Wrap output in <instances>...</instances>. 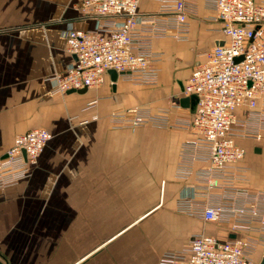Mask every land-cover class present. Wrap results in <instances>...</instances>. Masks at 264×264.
Masks as SVG:
<instances>
[{
    "label": "crops",
    "instance_id": "crops-1",
    "mask_svg": "<svg viewBox=\"0 0 264 264\" xmlns=\"http://www.w3.org/2000/svg\"><path fill=\"white\" fill-rule=\"evenodd\" d=\"M81 1L0 0V160L16 134L43 127L52 135L29 174L0 187V262L157 264L194 234L224 236L225 224L176 207L178 199H204L195 175L180 180L175 169L189 136L183 125L194 110L182 87L203 52L225 40L212 4L197 0L183 38L151 39L160 54L155 84H135L108 70L95 87L57 91L52 76L74 59L65 50L67 32L99 22L82 16ZM161 7L157 0L138 2L140 14L156 15ZM185 96L186 104L175 101ZM133 107L165 108L171 126L112 124L113 111ZM261 110L259 104L235 111L246 168L237 184L251 195L264 193ZM206 165L196 161L194 168ZM236 234L259 238L262 231L254 221ZM252 258L264 264V243Z\"/></svg>",
    "mask_w": 264,
    "mask_h": 264
},
{
    "label": "built area",
    "instance_id": "built-area-1",
    "mask_svg": "<svg viewBox=\"0 0 264 264\" xmlns=\"http://www.w3.org/2000/svg\"><path fill=\"white\" fill-rule=\"evenodd\" d=\"M157 1L162 3L160 12L147 15L138 12L139 0H82V16L99 22L94 29L67 32L65 50L74 59L64 73L52 76L56 90L95 87L110 69L132 83L155 84L160 54L152 50L151 39L183 38L188 15L197 4V0ZM209 1L225 40L203 52V61L192 68L182 87V93L194 96L195 102L191 118L183 125L189 136L175 169L180 180L195 175L204 199H178L176 207L205 221L225 224L227 229L224 236L194 234L182 248L163 252L157 264H260L252 254L264 243V193L251 195L237 184L246 179V168L241 164L244 148L237 142L242 122L235 111L260 104L264 114V0ZM167 112L165 108L159 113L147 107L120 109L112 112L110 121L117 127H166L171 126ZM51 136L43 127L16 134L0 160V187L27 176L29 165ZM196 161L207 165L195 169ZM239 195L243 196L240 201ZM254 221L261 237L236 234L250 230Z\"/></svg>",
    "mask_w": 264,
    "mask_h": 264
},
{
    "label": "water",
    "instance_id": "water-1",
    "mask_svg": "<svg viewBox=\"0 0 264 264\" xmlns=\"http://www.w3.org/2000/svg\"><path fill=\"white\" fill-rule=\"evenodd\" d=\"M109 71L112 72L116 76V72L114 70L110 69ZM84 89L85 88H81V89H78L77 91H83ZM71 91H74V90H71ZM192 99H193V102H195V97L194 96H192ZM175 101H178L181 104H186L189 101V97H187V96L180 97V98L176 97ZM0 264H2V263L0 262Z\"/></svg>",
    "mask_w": 264,
    "mask_h": 264
}]
</instances>
